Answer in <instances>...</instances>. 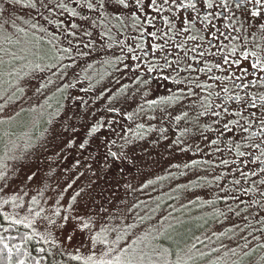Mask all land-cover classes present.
I'll return each mask as SVG.
<instances>
[{"label":"rangeland","instance_id":"374dc122","mask_svg":"<svg viewBox=\"0 0 264 264\" xmlns=\"http://www.w3.org/2000/svg\"><path fill=\"white\" fill-rule=\"evenodd\" d=\"M103 2L0 0V225L24 230L29 264L28 253L37 264H99L121 249L152 264H264L261 190L237 188L198 95L120 84L114 3Z\"/></svg>","mask_w":264,"mask_h":264},{"label":"flooded vegetation","instance_id":"af4514ba","mask_svg":"<svg viewBox=\"0 0 264 264\" xmlns=\"http://www.w3.org/2000/svg\"><path fill=\"white\" fill-rule=\"evenodd\" d=\"M109 1L115 8L111 41L116 49L110 64L124 72L120 84L137 82L154 98L191 89L206 108L201 118L220 129L221 153L232 157L242 176L245 187L237 188H258L264 198V69L251 68L257 57L264 61V17L237 9L239 0H227V8L221 6L225 0H211V9L204 0H192L195 10L178 7L189 0L167 5L157 0L155 7H144L151 0L141 5L126 0V8ZM150 103L154 108L159 100Z\"/></svg>","mask_w":264,"mask_h":264},{"label":"snow or ice","instance_id":"6c2138e0","mask_svg":"<svg viewBox=\"0 0 264 264\" xmlns=\"http://www.w3.org/2000/svg\"><path fill=\"white\" fill-rule=\"evenodd\" d=\"M16 3H19V0H15ZM38 2H40L42 7H47V4L42 3V0H38ZM116 3L118 5H122L125 8L128 7V4L126 3V0H116ZM137 5H141L142 4V0H136ZM173 4L177 3V0H172ZM163 4L167 5L168 4V0H163ZM157 5V0H151L150 4L144 5V7H155ZM247 5H251V8H248ZM100 6L103 7L104 6V2L103 0H101ZM204 6H206L207 8L211 9L214 7L213 3L211 2V0H204ZM222 7L227 8V0H225V2L221 5ZM30 7L32 8H36L37 7V3H31ZM60 7H64V5H60ZM87 7L89 9L93 8V4L89 3L87 5ZM178 7H184V8H189V9H196V5L195 3L192 2V0H189V2L187 4H179ZM236 8L237 9H241L243 8V10L247 13H250V16L252 18H259V17H264V0H239V2L236 4ZM159 10V9H157ZM75 11H73V15H75ZM33 27H35V25H33ZM75 27V26H74ZM261 29H264V24L260 25ZM152 35H155V33H152ZM53 39H56L55 36H53ZM194 39V38H193ZM159 47V45H153V48H157ZM64 51H69V49H64ZM233 51H235V48H233ZM248 53L245 52V58H247ZM253 56L256 55V53H252ZM225 63L228 62L227 57L223 58ZM234 63H239V61H234ZM217 68L220 67V65L217 63L215 65ZM259 66L260 69H264V61H261L259 59V57H257V61L256 63L251 64V68L252 69H257ZM66 67H71V65H68ZM89 67H91V65H89ZM35 70L38 71H44L43 68H41L39 65L35 66ZM149 71H151V69H149ZM203 71V70H201ZM28 75V74H26ZM49 83H51V81H49ZM199 86V85H197ZM46 85L44 84H40V86L38 88H36L37 92H40L43 88H45ZM18 91L23 94L24 93V88H18ZM189 93L191 94V89H189ZM171 100H175L177 99V97L173 96L170 98ZM237 100L240 99L239 96L236 97ZM262 100H264V97L261 98ZM154 103V102H153ZM253 107H255V104L253 103ZM262 111H264V108H262ZM178 119V117H177ZM225 128H227V125H225ZM99 130V126H93L91 128V130L89 131L88 135L91 136L93 133H96ZM247 129H245L246 131ZM88 143V140H85L80 147L83 148L86 144ZM111 155H115V153H110ZM196 161H193V164H195ZM185 167H188V165H185ZM33 177L29 176L28 179H32ZM0 179H6L5 176H3V174H0ZM262 183H264V181H262ZM229 211H231V209H229ZM237 216H239V213H237ZM65 220H68L69 217H64ZM17 223H19V221H17ZM85 227H87V225H85ZM132 227V226H130ZM213 235H216L215 233H213ZM220 235H223V233H221ZM71 238V237H70ZM95 239V238H93ZM198 242H199V238H197ZM246 246V245H245ZM4 248L8 249L9 252V259H11V252L12 249L8 247L7 244L4 245ZM111 251V249H110ZM121 253H123L122 255H117L114 260H108V261H100L99 264H144V260L147 259L148 260V264H152V259L151 256L148 253H139L136 255H129L128 253L124 252L123 249L120 250ZM152 252L155 253L157 256H163L165 254H170L168 253V250H162V251H158L157 249H152ZM78 259V257H75ZM189 259H191V257H189ZM19 264H24V261H19ZM163 264H168L167 260H164ZM175 264H187L186 261H182L179 257L177 259V261L175 262Z\"/></svg>","mask_w":264,"mask_h":264},{"label":"trees","instance_id":"16d2710c","mask_svg":"<svg viewBox=\"0 0 264 264\" xmlns=\"http://www.w3.org/2000/svg\"><path fill=\"white\" fill-rule=\"evenodd\" d=\"M28 22L29 23H27V22H23V23H24V25H30L29 20H28ZM15 25H18V24H15ZM15 25L13 26V28L11 30H9V29L8 30L12 31L14 29ZM30 29H32V28H30ZM42 39H44V37H42ZM48 48H49L50 52L53 54L54 49L51 47V45L48 44ZM12 84L10 86H12ZM24 233L25 232L22 229L15 230L12 226H7L4 228L2 225H0V264H19V261H21V260L24 261V264H29L25 260L27 254L25 253L24 248L22 246V241L24 239ZM188 239H189V237L186 238V243H187ZM5 244H7L8 247L12 249L11 259H9L8 249L4 248ZM28 256H30L29 258L32 260V264H37L35 259H34V255L28 253ZM29 258H27V259H29Z\"/></svg>","mask_w":264,"mask_h":264}]
</instances>
